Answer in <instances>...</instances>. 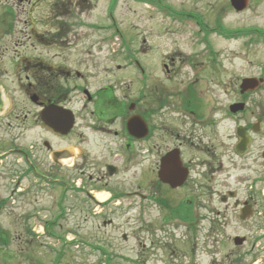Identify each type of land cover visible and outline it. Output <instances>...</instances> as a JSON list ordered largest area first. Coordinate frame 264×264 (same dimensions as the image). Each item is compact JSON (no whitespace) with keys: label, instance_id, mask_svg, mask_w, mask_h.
<instances>
[{"label":"flooded vegetation","instance_id":"flooded-vegetation-1","mask_svg":"<svg viewBox=\"0 0 264 264\" xmlns=\"http://www.w3.org/2000/svg\"><path fill=\"white\" fill-rule=\"evenodd\" d=\"M12 1V4H0V9L12 10V17L21 13L19 7L28 8L32 15L45 10L44 16L26 21V34L35 44L33 47L41 45L49 49L25 50V57L15 60L11 67L18 74L17 84L24 88L28 104L20 105L17 99H6L8 89L0 82V122H6L0 126V133L1 127L11 128L12 117L17 121L31 122L45 136L35 139V145L40 144L39 147L46 150L41 159L63 168L75 167L82 180L76 183L67 172L58 175L52 170L47 171L37 161L34 146L29 144L27 147L19 142L23 133L9 138L0 135V180L7 177L15 182L16 189H12L11 194L20 192L22 195L39 186L56 190L60 206L53 216L60 219L69 217L79 208L77 202L80 198L91 205L93 212L107 217L122 209L128 215L132 214L136 210L132 203L136 200L142 203L139 215L148 232L159 227L171 228L180 222L195 230V225L207 218L208 213L223 218L215 225V229L221 231L227 224L224 222L226 214L218 208L213 210L211 205L214 201L226 205L231 201L242 223L263 230L262 236H253L248 244L256 258L255 264H264V205L260 200V191L264 192V188L259 191L253 188L255 184L264 185V177L236 176L238 185L242 181L252 182L247 185L246 196L241 195L240 187L229 186L236 171L244 169L245 163L241 168L240 161H252L253 164L248 163L250 169L260 160L264 161V147L259 149L257 146L258 139L264 140V108L257 117L248 113L250 97L262 89L264 76H261L262 84L249 92H242L245 77L238 76L241 80L237 90L235 88L237 96L230 103L226 76L228 56L237 58L242 55L241 51L230 52L226 46L220 45L243 41L264 48V25L252 23L233 27L229 26L227 18L228 13L238 15L248 11H251V17H258L254 13L258 0H199L198 3L138 0L144 14L149 16L153 26L158 27L157 38L151 43L145 40L140 48L130 40V49L106 51L95 49L100 44L97 33L102 26L117 25L116 0H108L102 20L97 16L94 21L81 17L88 7L94 8L92 3H87L88 0ZM2 30L0 37L11 33L12 25ZM72 32L75 34L70 38ZM175 34L188 36L183 49H174L165 40L177 41ZM86 42L90 43L89 49L78 51L77 48ZM44 51H53L51 57L54 60L46 59ZM70 53L87 57L91 62L94 57L106 58L112 65L105 70L113 77L101 78L97 72L88 73L69 65ZM91 68L98 69L97 66ZM24 69L28 74L22 78L20 74ZM261 70L264 72V66ZM232 103L246 106L234 114L229 110ZM52 105L72 111L74 126L70 131L64 133L51 121L44 120L43 112ZM229 122H232V129ZM75 133L78 146L69 143L62 147L54 145V141H67ZM171 153L176 158L181 181L174 187L160 178L164 160ZM91 165L96 175L86 172ZM89 180L101 183L103 188L98 191L105 192L109 185L112 187L105 201L99 200V193L90 187ZM134 182L136 189L132 188ZM150 186L161 194L148 192ZM169 192L177 194L174 208L169 201ZM5 198H0V215L8 203ZM150 201L154 204L146 206ZM158 206L165 207L162 210L166 211L164 215L156 209ZM151 207L156 215L147 216L146 208ZM203 207L209 212L204 213ZM42 214L41 210H33L27 216L32 218ZM57 237L62 238L59 234ZM247 241L246 237L241 245L235 246L242 247ZM10 242L9 233L0 226V264H18L16 258L19 255L10 260L2 257L3 247ZM153 243L156 244V240ZM260 254L262 260L257 258ZM148 260L149 253L143 264Z\"/></svg>","mask_w":264,"mask_h":264},{"label":"rangeland","instance_id":"rangeland-1","mask_svg":"<svg viewBox=\"0 0 264 264\" xmlns=\"http://www.w3.org/2000/svg\"><path fill=\"white\" fill-rule=\"evenodd\" d=\"M35 1V0H34ZM108 0H88V4L92 3V7L85 10L81 17L86 20L94 21L97 16H100L102 20L106 2ZM178 3L182 2H196L199 0H175ZM215 1V0H207ZM206 1V2H207ZM2 2H8L12 4V0H0ZM204 2V3H206ZM258 4L254 13L258 17H251V11L245 14H230L228 13L229 26L235 25H249L252 23H260L264 25V0H258ZM39 4V2H38ZM88 6V5H87ZM205 6V5H204ZM1 7V5H0ZM21 12L19 15L11 16L12 10L7 12V9H0V35L3 34L4 27H11L13 31L0 37V82H2L8 89L5 95L6 99H17L22 105L27 103V95L24 88L17 84L18 74L11 68L14 65L15 60L20 61L24 58L25 50H32L36 48H42V46L33 47L35 44L31 38L26 34L27 24L26 21L32 17L37 19L45 15V10L36 11L37 14L32 13L31 10L24 7H19ZM15 10V9H14ZM13 10V12H15ZM256 10V12H255ZM77 13V9L74 8ZM115 17L118 26L111 25L110 27H100L99 43L95 49L99 50H126L130 49V40H134L137 48L142 46L145 40L149 43L153 38H157L158 27L153 26V22L144 14L141 4L138 0H118L115 7ZM20 17V20H19ZM79 17H76L78 19ZM72 24L75 21V17ZM233 21H235L233 23ZM103 22H101L102 24ZM112 23V22H111ZM71 24V25H72ZM107 24L108 23H103ZM113 24V23H112ZM25 32V33H24ZM78 33V32H77ZM75 32L70 33V38L74 36ZM85 36H88L85 33ZM148 36V39H144ZM177 41L172 39H165L168 43L172 44L174 49L177 47L184 48L185 40H188L185 34L176 35ZM23 42V44L21 43ZM98 42V41H97ZM187 43V42H186ZM27 45V46H24ZM90 43L86 42L82 44L78 51H84L89 49ZM222 46H226L231 51H241L239 57L228 56V77L229 80V102L236 98L235 91L237 90V84L241 80L238 76L244 77H261L264 76V72L261 70L264 66V48L254 47L243 43V41L235 42L229 41L228 43H220ZM187 50V48H186ZM53 51L43 52V56L48 60H54L51 57ZM13 56H16L15 58ZM94 62H91L87 57L76 56L71 54L68 57V63L71 66H77V68L83 69L88 73L97 72L101 78H105L111 75L105 70V67L111 66L112 63H108L106 58L99 57L93 58ZM178 65V63H177ZM97 66V71L91 67ZM28 74L27 70H22L20 76L23 78ZM111 77H109L111 79ZM237 78V79H236ZM236 88V90H235ZM258 93L252 94L249 101V114L253 117H257L260 111L264 108V85L261 87ZM216 92V88H215ZM76 107V105H74ZM253 112V113H252ZM11 128L2 129L0 135L4 137H11L12 135L23 133L19 142L22 145L30 147L29 144L34 146L35 155L37 161L42 163L41 166L47 169V171H54L58 175H63L67 172L72 177L73 181L80 183L82 180L81 175L76 174L75 167H59L51 165L49 161L41 159L44 151L39 147L40 144L35 145V139L39 140L44 138V134L39 131V127L34 128L33 124L29 121L23 122L22 120H16L15 117L10 118ZM1 125H6V122H0ZM230 129H232V122H229ZM78 146L77 135L73 134L67 141H54V145L62 147L65 144ZM38 146V147H37ZM258 148L264 147V140L258 139ZM95 152V151H94ZM245 165L242 166V164ZM252 163L249 160H243L239 162L240 167L236 171L234 178L230 180L229 186L239 188L242 196H246L247 185H251V181H242V184H236V176L241 178L264 177V161L256 163L253 169L248 168ZM86 171L96 175V171L92 168ZM241 167V168H242ZM88 176L85 177L87 180ZM120 178V177H119ZM90 181V180H89ZM116 182V181H115ZM14 181L5 177L4 180H0V198L6 197L8 203L6 205L4 213L0 215V226L10 235L11 242L4 248L3 258L12 259V256L16 258L18 264H143L144 257L149 253V260L147 264H223L225 262L233 264H255V256L251 253L250 240L255 235H261V229L255 230L252 224L242 223L239 216L234 211L233 204L229 201L226 205L220 201H214L211 205L213 210L220 209L222 213L226 214L224 222L227 224L221 231L215 229V225L220 222L215 214L210 215L206 208H202L204 213H208L207 218H203L200 224L195 225L193 230L188 228V225L180 222V225L174 227H167L166 229H153L152 231L145 230L143 226V218L139 215L141 212L142 203L133 201L132 205L136 209L132 214H127L125 209L120 210L112 216H104L101 213L93 212L94 209L89 205L85 199H81L77 202L79 208L75 210L67 218L60 219L53 216L54 212L59 209L60 203L56 190H50L47 187L39 186L37 188L28 189L24 194L20 195L11 194L12 189H16ZM133 189L137 188L136 183H132ZM115 187V184L112 183ZM254 189L260 190L264 188V185H253ZM22 186L21 188H23ZM90 187L95 193H99L100 196H105L109 189L112 187L104 188V191H98L103 188L101 183L96 180L90 181ZM19 190V188H18ZM17 190V191H18ZM56 191V192H55ZM148 192L154 194H161L160 191H156V188L150 186ZM109 193V192H108ZM261 204L264 205V192L260 191ZM167 196V195H166ZM176 193L168 194L170 198V204L175 205ZM135 199V198H133ZM132 199V200H133ZM99 200H101L99 198ZM103 201V200H102ZM105 201V200H104ZM124 202V204H126ZM76 203V202H74ZM123 204V205H124ZM145 204V202H144ZM154 203L146 202V206H151ZM165 207L158 206L156 209L161 210V214L164 215L166 211ZM174 208V206H173ZM147 216L153 213L154 207L146 208ZM33 210H41L43 214L41 216L30 218L28 213ZM144 211V210H143ZM26 212V213H25ZM22 213H25L22 215ZM156 215V214H155ZM145 219V218H144ZM46 221H55L53 228L55 234L63 236V239L55 236H50L44 229V223ZM60 222V223H59ZM58 223V224H56ZM30 228V230H29ZM37 228V229H36ZM42 232L38 233V230ZM29 230V231H28ZM126 235L127 239H124ZM246 236L248 241L242 247H236L233 242L235 236ZM262 236V235H261ZM77 239H81L83 242H78ZM156 240V244L153 243ZM63 251L64 255L60 256V252ZM0 250V257H1ZM194 256H193V255ZM263 256L258 255V259ZM194 259L196 260L193 263ZM110 260V261H109ZM192 260V262H190ZM262 260V259H261ZM110 262V263H108ZM262 261H259L261 263ZM1 263V262H0ZM13 264V262H9Z\"/></svg>","mask_w":264,"mask_h":264},{"label":"water","instance_id":"water-1","mask_svg":"<svg viewBox=\"0 0 264 264\" xmlns=\"http://www.w3.org/2000/svg\"><path fill=\"white\" fill-rule=\"evenodd\" d=\"M258 82L256 78H247L244 80V84L242 85L243 92L247 90H252L257 86ZM232 111L237 112L244 108V104H234L232 105ZM63 117V118H61ZM43 118L47 122L51 121L52 124L56 125L57 129L62 132H68L74 126V114L70 110H65L56 105H52L51 107L46 109L43 112ZM245 142L243 143V145ZM160 178L165 183H169L170 185L177 186V184H181V181L178 179L179 174L176 167V158L173 153L169 154L163 163L162 169L160 171ZM244 242V238L236 237L235 243L237 245L242 244Z\"/></svg>","mask_w":264,"mask_h":264},{"label":"bare ground","instance_id":"bare-ground-1","mask_svg":"<svg viewBox=\"0 0 264 264\" xmlns=\"http://www.w3.org/2000/svg\"><path fill=\"white\" fill-rule=\"evenodd\" d=\"M97 196L101 199V200H106L108 198V195L105 196H100L99 194H97Z\"/></svg>","mask_w":264,"mask_h":264},{"label":"trees","instance_id":"trees-1","mask_svg":"<svg viewBox=\"0 0 264 264\" xmlns=\"http://www.w3.org/2000/svg\"><path fill=\"white\" fill-rule=\"evenodd\" d=\"M110 263V262H109Z\"/></svg>","mask_w":264,"mask_h":264}]
</instances>
